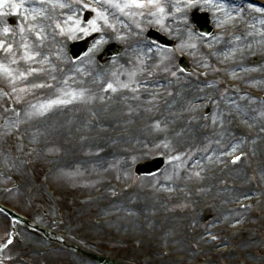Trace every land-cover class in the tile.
<instances>
[{"label": "rangeland", "instance_id": "374dc122", "mask_svg": "<svg viewBox=\"0 0 264 264\" xmlns=\"http://www.w3.org/2000/svg\"><path fill=\"white\" fill-rule=\"evenodd\" d=\"M171 1L7 0L0 7V84L12 92L9 98L0 94V202L43 228L57 231L67 248L108 254L125 264H142L143 256L150 257L149 264H167L160 260V250L172 249L178 256L193 238L200 237L197 232L188 241L176 239L184 234L178 214H192L204 202L215 200L212 215H222L223 210L229 214L221 223L224 229H254L234 239L237 254L225 256L218 264H264V221L257 220L264 212V103L249 99L244 91L264 93L260 62L264 59V22L255 25L248 13L255 9L264 14V9L234 0L237 9H244L245 18H239L231 32L203 37L193 28V11L207 13L215 31L228 27L227 19H217L204 6L188 10L186 19L176 18L179 9ZM86 3L97 6L92 9ZM87 12L91 18L85 24ZM148 28L175 41V48L151 46L144 35ZM92 32L100 38L85 58L71 61L69 43ZM256 35L261 37L259 43L244 44ZM190 37L199 43L189 42ZM108 42L121 44L123 51L102 67L95 56ZM139 53L148 59L134 58ZM179 54L188 56L194 68L215 81L175 71ZM156 73L165 77V87L149 86L148 80H160L151 78ZM228 82L239 84L242 92L229 90ZM187 84L195 86L194 90L178 96L179 88ZM245 97L257 114L243 110L227 119L221 115L226 103ZM205 100L210 101V113L202 106ZM11 101L15 107L7 104ZM112 108L118 111L103 114ZM190 114H195L196 121L189 130L184 120ZM72 116L79 123L65 126ZM108 120L106 125L100 123ZM52 123L57 125L49 130ZM181 140L183 147L178 148ZM245 148L248 159L242 165L215 176L227 157ZM160 154L168 157L160 175H134L138 163ZM113 183L129 185L132 195L111 196ZM91 194L107 198L102 204L81 206L80 199ZM257 200L260 204L255 205ZM245 201L252 202L247 212L228 211L229 206ZM139 203L145 205L141 208L158 211L141 213L136 208ZM112 207L118 209L107 210ZM159 213L165 221L156 228L164 233L155 238L149 218ZM243 214L248 215L244 222L238 219ZM102 217H112V223L97 224ZM160 224L162 228L157 227ZM165 224H171L170 228H163ZM14 225L13 243L6 252L0 251V264H95L25 226ZM9 226H13L10 220L0 216V242L8 237ZM115 238L134 243L130 247L116 244ZM89 240H101V244L92 248Z\"/></svg>", "mask_w": 264, "mask_h": 264}, {"label": "bare ground", "instance_id": "6f19581e", "mask_svg": "<svg viewBox=\"0 0 264 264\" xmlns=\"http://www.w3.org/2000/svg\"><path fill=\"white\" fill-rule=\"evenodd\" d=\"M171 4H172V7L174 6V7L177 8V10L179 9L178 10L179 12L177 11L178 13H176L177 16H175V17L176 18L179 17V18H182V19H184V18L186 19L187 18V13H189L187 11L190 10V9L193 10L195 6H198L200 8H203L202 6H204L206 8H209L210 10H212L213 16L217 17V19H219V20L220 19H224V20L227 19V23L229 24L228 25V32H231L233 30V27L237 23L240 22L239 18H242V17L245 18V15H246V14H243L244 9H240L239 10V9H237L235 7L236 6L235 4H232V0H230V1H221V2H219V1L214 2L212 0H172L171 1ZM248 13H249V15H251L250 16L251 17V21L255 25L257 23H260L261 25L263 24V22H264V14L261 11L252 9L251 11H248ZM251 30H255V27L253 26V28H251ZM244 33H246V31H244ZM242 34H243V32L241 34H239V35H242ZM260 39H261V37L256 35V36L252 37V40L253 41H251L250 43H244V44L251 45V46H252V44L256 45L257 43H259V40ZM188 41L189 42H198V40H196L195 38H191V37L188 39ZM131 45H135V44L131 43ZM237 45H239V44H237ZM140 49H144V47L143 48H140ZM133 50L135 51L134 48H133ZM85 57L86 56H84V58ZM137 57H142L144 59H148L145 53H139L134 58H137ZM260 62H261V65H264V59H261ZM113 63H115V62H113ZM94 74H99V72H94ZM194 88H195V86H192L190 84H187L185 86L180 87L179 90H178V88L176 90H178V96L182 97L183 95L186 94V92H189V89L191 91H193ZM250 102L251 101H249V99H247L245 97V98H241L240 101H237L236 103H231V102L226 103V105L223 106V112L224 113L221 112V110H220L221 115L224 116L227 119L228 117H231V116H234V115L235 116L239 115L244 110L246 113H249L250 115L254 116L257 113H254V112L252 113L251 108L249 107V106H252L251 104H249ZM109 110L110 111H108V112H104L103 111V114L104 115H107L110 112H113L115 110H116V112L118 111L117 108L116 109L115 108H112V109H109ZM72 117L73 118H71L70 120L69 119H66L67 120V123L65 124V126H68V124H69V125H72V127H74L75 126L74 124H78L79 123L77 117H75V116H72ZM54 119H53V122H54ZM110 120L105 121V122H100V123H105V125H106V124H108L110 122ZM55 125H57V124L52 123L51 126L48 127L49 130L53 129L55 127ZM42 126H44V124H42ZM9 128L10 127H8V129ZM59 128H60V126L58 125L57 126V129H59ZM102 136L105 139H107V136L106 135H102ZM95 142H96V139H94L93 143H95ZM100 142L103 143L104 142V139L103 140H100ZM93 143H91V145ZM101 146L103 147L105 145L101 144ZM106 198L107 197H105L104 200ZM98 204H102V201H100ZM115 205H117V204H115ZM136 206H139V207H136L137 210H141L143 212L146 211L144 208H141V207L145 206L144 204H139V205L137 204ZM115 209H118V207H112L111 209L108 208L107 210L113 211ZM202 220H204V218ZM170 226H171V224H166L163 228H167V227H170ZM167 264H175V263L170 262V263H167Z\"/></svg>", "mask_w": 264, "mask_h": 264}, {"label": "snow or ice", "instance_id": "6c2138e0", "mask_svg": "<svg viewBox=\"0 0 264 264\" xmlns=\"http://www.w3.org/2000/svg\"><path fill=\"white\" fill-rule=\"evenodd\" d=\"M5 3H7V0H0V7H3ZM137 6H142V5H137ZM12 7L16 8L18 7V5L13 4ZM5 33H7V29H5Z\"/></svg>", "mask_w": 264, "mask_h": 264}, {"label": "water", "instance_id": "95a60500", "mask_svg": "<svg viewBox=\"0 0 264 264\" xmlns=\"http://www.w3.org/2000/svg\"><path fill=\"white\" fill-rule=\"evenodd\" d=\"M197 23H198V22H197ZM199 26H200V25H199ZM200 28H201V26H200ZM106 59H107V58H105L104 61H106Z\"/></svg>", "mask_w": 264, "mask_h": 264}]
</instances>
